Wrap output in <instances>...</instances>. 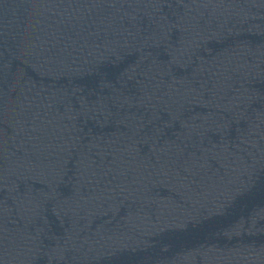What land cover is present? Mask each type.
<instances>
[{"label": "water", "instance_id": "1", "mask_svg": "<svg viewBox=\"0 0 264 264\" xmlns=\"http://www.w3.org/2000/svg\"><path fill=\"white\" fill-rule=\"evenodd\" d=\"M0 264H264V0H0Z\"/></svg>", "mask_w": 264, "mask_h": 264}]
</instances>
